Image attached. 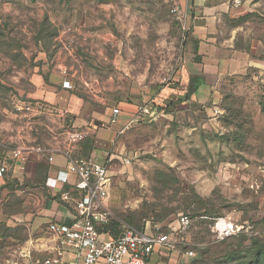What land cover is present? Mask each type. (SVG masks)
<instances>
[{
	"label": "rangeland",
	"instance_id": "1",
	"mask_svg": "<svg viewBox=\"0 0 264 264\" xmlns=\"http://www.w3.org/2000/svg\"><path fill=\"white\" fill-rule=\"evenodd\" d=\"M174 1L0 0V139L23 126L35 143L67 139L53 116L17 106L29 104L42 47L71 51L77 79L93 73L134 88L140 105L165 97L163 115L127 130L126 158L108 163V204L124 223L150 221L166 232L181 215L192 216L178 236V258L181 249L207 245L204 216L222 215L249 238H264V0H197L216 7L206 62ZM228 50L242 55L233 70L224 66ZM190 63L209 75L206 100L194 96L204 80L190 74ZM171 94L187 99L168 103ZM40 236L25 224L0 222V264H37L45 257Z\"/></svg>",
	"mask_w": 264,
	"mask_h": 264
},
{
	"label": "crops",
	"instance_id": "2",
	"mask_svg": "<svg viewBox=\"0 0 264 264\" xmlns=\"http://www.w3.org/2000/svg\"><path fill=\"white\" fill-rule=\"evenodd\" d=\"M178 1L185 27L200 40L199 53L206 62L210 51L206 33L214 25L211 13L216 7H208L197 0ZM236 53L228 50L224 54L227 60L225 68L229 65L227 69L233 70L240 63L242 55ZM72 54L66 50L49 52L41 48L30 78L31 89L26 91V102L36 114L53 116L65 134L77 129L89 131L82 141L72 147L74 158H93L106 164L117 159L124 160L129 152L125 134L135 126L129 123L140 105L139 99L134 96V88L120 81L114 84L113 78L105 82L93 73L77 79L71 72ZM188 70L204 80L194 96L201 100L208 99L211 85L206 70L191 63ZM65 81H69L71 86L65 87ZM116 107L120 110L114 115ZM31 123L27 122L28 125ZM95 125L97 127H93ZM25 127L18 129L16 134L7 133L0 139V155L8 166V171L0 178V222L25 224L36 234L42 233L38 238L41 244L37 246L46 257L55 245L48 224L52 221L69 222L74 216L77 175L69 170V158L65 154L67 139L60 143H35V134ZM37 147L48 148V155L54 158L53 161L40 155L35 150ZM15 148L22 149L28 155L24 170H20L10 158ZM64 193H68L69 199L62 197ZM175 261L176 257H173L172 263Z\"/></svg>",
	"mask_w": 264,
	"mask_h": 264
},
{
	"label": "built area",
	"instance_id": "3",
	"mask_svg": "<svg viewBox=\"0 0 264 264\" xmlns=\"http://www.w3.org/2000/svg\"><path fill=\"white\" fill-rule=\"evenodd\" d=\"M174 5V10L180 9L178 0L174 1ZM63 85L71 86L69 81H65ZM176 87L177 84H172L170 89ZM165 101V97H157L151 103L139 105L129 124L157 119L164 114ZM17 106L27 111L32 110L30 105ZM119 110L118 107L114 108V115ZM88 134L87 129L72 130L67 134L65 154L69 158V170L77 175L75 189L81 193V197L75 198L74 216L69 222L52 221L48 224V231L54 237L55 245L37 264H171L178 244L184 240L182 236L181 240L178 236L190 227L192 218L186 214L181 215L177 228H172L170 232L160 231V226L150 224L141 230L123 223L121 231L115 234L110 227L115 216L108 204L111 187L108 164L93 158L72 156V147ZM35 150L53 161L54 158L48 155V148L37 147ZM10 158L20 170L25 169L28 160L25 151L15 148L11 151ZM7 171L5 158L0 155V178ZM62 197L69 199L68 193H64ZM210 229L216 241L244 232L241 225L223 216L213 218ZM193 255L194 251L187 249L181 257L188 259Z\"/></svg>",
	"mask_w": 264,
	"mask_h": 264
},
{
	"label": "trees",
	"instance_id": "4",
	"mask_svg": "<svg viewBox=\"0 0 264 264\" xmlns=\"http://www.w3.org/2000/svg\"><path fill=\"white\" fill-rule=\"evenodd\" d=\"M188 95L191 96L190 91H188ZM75 196L76 198H80L81 193L76 190ZM219 216L222 215L204 216L203 218L205 219L204 223L206 226L201 231L200 237L207 245L203 249L198 248L194 250V255L192 257L183 259L179 256L176 258V261L171 264H247L248 262H252L254 264H264V238L257 236L249 238L246 234H244V232L221 241H216L212 238L209 224H211L213 218ZM190 217L193 218L192 216ZM122 221L123 220L115 217L112 220L110 227L115 234L120 232L121 226L124 223ZM148 224L151 225L150 221H147L145 225L137 228L144 230ZM129 225H132V223ZM249 239L251 240V246L247 247L245 242ZM221 245H223L222 249H216ZM186 250L181 249V253ZM247 259L249 261H246Z\"/></svg>",
	"mask_w": 264,
	"mask_h": 264
},
{
	"label": "water",
	"instance_id": "5",
	"mask_svg": "<svg viewBox=\"0 0 264 264\" xmlns=\"http://www.w3.org/2000/svg\"><path fill=\"white\" fill-rule=\"evenodd\" d=\"M173 87H175V86H173ZM175 98H178V99H181V100H186V99H187V94H184V95H178V96L175 95V94H171V95H170V99H171V100H168L167 102H168V103H171L172 100L175 99Z\"/></svg>",
	"mask_w": 264,
	"mask_h": 264
}]
</instances>
